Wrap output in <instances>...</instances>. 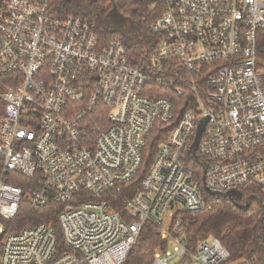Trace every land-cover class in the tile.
<instances>
[{"label": "built area", "instance_id": "obj_1", "mask_svg": "<svg viewBox=\"0 0 264 264\" xmlns=\"http://www.w3.org/2000/svg\"><path fill=\"white\" fill-rule=\"evenodd\" d=\"M148 1V68L120 34L104 42L53 0L0 1V264H124L146 224L173 241L151 264H233L216 237L190 251L176 215L250 184L264 192V0ZM155 129L163 139L134 190ZM9 171L35 182L32 209L63 207L67 249L46 222L7 231L24 199Z\"/></svg>", "mask_w": 264, "mask_h": 264}, {"label": "trees", "instance_id": "obj_2", "mask_svg": "<svg viewBox=\"0 0 264 264\" xmlns=\"http://www.w3.org/2000/svg\"><path fill=\"white\" fill-rule=\"evenodd\" d=\"M111 5H105L106 0H90L82 4L75 0H53L54 11L57 14H74L90 21L104 42L120 34L129 60L138 66L148 68L150 54L157 45L149 24L155 18L150 11L148 0H109ZM123 21V22H122ZM257 56L259 67L264 77V29H260L257 38ZM177 101L181 98L175 97ZM4 102L0 98V110ZM165 137V136H164ZM157 129L150 136L144 150V164L136 179L129 187L137 189L140 181L153 162L157 147L161 140ZM3 168V157L0 155V178ZM4 180L19 185L24 190V199L19 213L6 221L7 231L20 230L27 225L46 222L56 231L59 250L67 249L62 238L58 217L63 207L51 203L43 210L30 207L28 195L36 186L33 180L9 171ZM176 217L182 219L186 228L185 243L190 251L195 252L199 242L209 237L220 239L231 253V262L243 261L246 264H264V192L253 184L229 191L220 195L218 202L212 208L198 213L180 211ZM173 245L171 238L162 237V227L146 224L136 243L133 245L124 264H151L157 250L167 251ZM2 242L0 240V253ZM185 260L177 264H184Z\"/></svg>", "mask_w": 264, "mask_h": 264}, {"label": "water", "instance_id": "obj_3", "mask_svg": "<svg viewBox=\"0 0 264 264\" xmlns=\"http://www.w3.org/2000/svg\"><path fill=\"white\" fill-rule=\"evenodd\" d=\"M206 122H207V119L205 118L199 124L198 131H197V136H196V140H195V142L193 144V148H192L193 151H194V153H195L196 149L198 148L199 140L201 138V135H202V132H203V128H204Z\"/></svg>", "mask_w": 264, "mask_h": 264}, {"label": "rangeland", "instance_id": "obj_4", "mask_svg": "<svg viewBox=\"0 0 264 264\" xmlns=\"http://www.w3.org/2000/svg\"><path fill=\"white\" fill-rule=\"evenodd\" d=\"M75 1H76V0H75ZM77 1H79V2L82 3V4H88L90 0H77ZM105 5H106L107 7H109V6L111 5V2H110L109 0H106ZM122 22H123V21H122ZM157 251H159V250H157ZM157 251H156V252H157ZM233 264H246V263L243 262V261H236V262H233Z\"/></svg>", "mask_w": 264, "mask_h": 264}]
</instances>
